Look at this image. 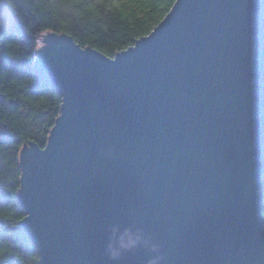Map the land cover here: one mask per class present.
Listing matches in <instances>:
<instances>
[{
    "label": "water",
    "instance_id": "water-1",
    "mask_svg": "<svg viewBox=\"0 0 264 264\" xmlns=\"http://www.w3.org/2000/svg\"><path fill=\"white\" fill-rule=\"evenodd\" d=\"M36 41L61 95L19 151L39 264H264V0H175L113 58Z\"/></svg>",
    "mask_w": 264,
    "mask_h": 264
},
{
    "label": "trees",
    "instance_id": "trees-1",
    "mask_svg": "<svg viewBox=\"0 0 264 264\" xmlns=\"http://www.w3.org/2000/svg\"><path fill=\"white\" fill-rule=\"evenodd\" d=\"M174 2L0 0V264L39 262L19 228L24 214L17 201L18 155L28 142L44 146L61 98L33 69L36 39L42 34H66L81 48L113 58L146 36ZM260 190L264 220V176Z\"/></svg>",
    "mask_w": 264,
    "mask_h": 264
},
{
    "label": "rangeland",
    "instance_id": "rangeland-1",
    "mask_svg": "<svg viewBox=\"0 0 264 264\" xmlns=\"http://www.w3.org/2000/svg\"><path fill=\"white\" fill-rule=\"evenodd\" d=\"M174 4V3H173ZM116 54V53H115ZM33 58H35V53H34V57ZM35 62V61H34ZM33 69H34V71H35V68H34V63H33ZM35 73H36V71H35ZM37 74V73H36ZM38 76V75H37ZM39 77V76H38ZM44 83H46L41 77H39ZM47 85H49L48 83H46ZM50 87H52L51 85H49ZM52 88H54V87H52ZM55 89V88H54ZM56 91H57V89H55ZM58 92V91H57ZM59 93V92H58ZM59 95H60V93H59ZM2 97V96H1ZM60 98H61V95H60ZM12 102V100H9V102H8V104L9 103H11ZM60 105H61V102H60ZM59 114H60V110H59ZM59 114H58V116H59ZM58 116H57V118H58ZM56 118V119H57ZM55 119V120H56ZM55 122V121H54ZM54 124V123H53ZM53 126V125H52ZM51 129H52V127L50 128V130H49V132H48V134H47V137H46V141H45V144H44V146L42 147V148H45V146H46V144H47V141H48V138H49V136H50V131H51ZM19 156V155H18ZM18 167H19V170H20V177H19V185H20V187H21V176H22V169H21V164H20V161H19V157H18ZM17 201H18V193H17ZM18 203H19V201H18ZM19 205H20V203H19ZM20 208H21V210H22V207L20 206ZM22 212H23V210H22ZM24 214V213H23ZM19 228H20V226H19ZM20 230H21V228H20ZM21 232H22V230H21ZM23 233V232H22ZM23 235H24V233H23ZM25 236V235H24ZM26 238V237H25ZM27 239V238H26ZM28 240V239H27ZM28 242L30 243V241L28 240ZM31 244V243H30ZM32 245V244H31ZM34 250H36L35 248H34ZM36 252H37V250H36ZM18 253H20V252H18ZM21 254V253H20ZM21 255H23V254H21ZM25 258L28 260L29 259V255L27 256V255H25ZM39 259V258H38ZM38 264H39V262H38Z\"/></svg>",
    "mask_w": 264,
    "mask_h": 264
},
{
    "label": "bare ground",
    "instance_id": "bare-ground-1",
    "mask_svg": "<svg viewBox=\"0 0 264 264\" xmlns=\"http://www.w3.org/2000/svg\"><path fill=\"white\" fill-rule=\"evenodd\" d=\"M264 176V175H263ZM263 178V177H262ZM260 184H261V182H260ZM259 189H260V186H259ZM261 204H262V202H261ZM260 218H261V220H262V222H263V226H264V220H263V217H262V214H261V212H260ZM32 246H33V248H35L36 249V246L35 245H33L32 244ZM36 251V250H35ZM37 253V252H36ZM37 257H38V253H37Z\"/></svg>",
    "mask_w": 264,
    "mask_h": 264
}]
</instances>
